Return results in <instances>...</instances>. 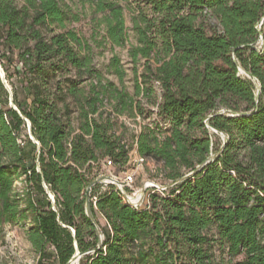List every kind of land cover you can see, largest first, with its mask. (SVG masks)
I'll use <instances>...</instances> for the list:
<instances>
[{
	"label": "trees",
	"instance_id": "1",
	"mask_svg": "<svg viewBox=\"0 0 264 264\" xmlns=\"http://www.w3.org/2000/svg\"><path fill=\"white\" fill-rule=\"evenodd\" d=\"M82 1L103 15L108 42L125 47L118 1L127 0ZM146 4L129 50L132 95L119 57L106 67L117 85L68 29L60 0H0L1 57L16 60L26 93L20 101L0 76V232L29 223L38 264L48 248L59 264L78 251L80 264H264V0ZM143 99L157 112L135 137L136 152L161 165L172 186L140 209L114 186H94L93 214L106 221L99 247L86 190L107 161L125 171L131 147L119 118L143 116Z\"/></svg>",
	"mask_w": 264,
	"mask_h": 264
},
{
	"label": "rangeland",
	"instance_id": "2",
	"mask_svg": "<svg viewBox=\"0 0 264 264\" xmlns=\"http://www.w3.org/2000/svg\"><path fill=\"white\" fill-rule=\"evenodd\" d=\"M118 3L123 8L127 28L128 42L125 47L112 46L108 42L106 27L102 23L103 15L96 14L95 9L91 4L85 3L82 0H60L61 7L69 14L70 21L67 24L68 29L76 31L81 38L86 40L92 47L93 61L96 67L106 74L107 79L119 85L117 77L108 74L106 71V67L109 65L110 60L114 56H118L126 71L124 87L133 95L135 91V72L134 64L129 55V50L131 46L137 44V37L134 31V19L138 17L140 12L150 14V9L146 4V0H127L118 1ZM1 50L2 45L0 41V72L3 74V67L9 69L13 78L10 81H7L6 73L4 72L7 85L11 91L13 90L11 84L15 85L19 100L23 102L26 99V93L21 87V81L15 75L14 69L16 66V60L11 63L6 59H3L1 57ZM143 63L144 61L137 65L139 73L143 70L141 67ZM156 92L157 103H160V90L158 89ZM143 103L145 104L146 110L143 116H139L136 119L128 117L119 118V132L124 133V140L128 143L129 147H131L128 161L123 168L126 172L128 171L127 173L136 170V166L133 163L135 160L134 152L136 151L135 137L141 132L143 125L156 119L155 113L157 112V105L149 104L146 99H143ZM74 126H77V122H74ZM221 138L223 139L224 135H221ZM110 173L117 175L119 173L118 167L113 169H106L104 166L101 167L100 175L107 176L110 175ZM22 179L18 180L15 184L17 190H23L24 188ZM145 181L166 184V172L161 165L149 162L140 168L138 174H136L134 191L141 189ZM132 193L133 192H131V194ZM51 196L53 195L51 194ZM97 221L102 231V228L106 226V221L100 214L97 216ZM215 252L219 261L223 253L217 245L215 246ZM39 259V251L31 241V225L29 223L5 225L3 227L0 232V264H38ZM43 264H59L53 248H48L47 256L43 261Z\"/></svg>",
	"mask_w": 264,
	"mask_h": 264
},
{
	"label": "built area",
	"instance_id": "3",
	"mask_svg": "<svg viewBox=\"0 0 264 264\" xmlns=\"http://www.w3.org/2000/svg\"><path fill=\"white\" fill-rule=\"evenodd\" d=\"M21 146H24V144L21 143ZM134 154L135 160L133 163L136 166L135 171H130L129 173H127L128 171H123L119 172L117 175L113 173H110V175L107 176L98 175V177H96L93 181L99 180V185H103L104 187H107L109 185L114 186L117 191L120 192V195L126 204L135 209H140L149 206V199L151 194L158 193L161 196H165L168 192V189L171 188L172 185L157 184L151 181H145L141 189L134 191L136 174H138L140 168L149 163V161H147L145 158L139 156L136 151L134 152ZM104 167L106 169H113L114 164L112 161H107L104 164ZM131 192L133 193L131 194ZM91 193L92 189L90 190V196ZM138 195H140L141 198H139L137 202H134L132 198L137 197ZM50 197L52 196L50 195ZM92 201L96 206V198L92 199Z\"/></svg>",
	"mask_w": 264,
	"mask_h": 264
},
{
	"label": "water",
	"instance_id": "4",
	"mask_svg": "<svg viewBox=\"0 0 264 264\" xmlns=\"http://www.w3.org/2000/svg\"><path fill=\"white\" fill-rule=\"evenodd\" d=\"M264 25V19L261 21V23L259 24V27H262ZM261 39H263L262 37V34H261ZM240 71L241 73H245L241 68H240ZM0 76L2 78V80L4 81V84L6 85V87L8 88V90L11 92V89H9L8 85H7V82L5 80V75H4V72L3 74L0 72ZM260 94V90L258 91V95ZM11 106H13V102H12V99H11ZM15 110H17L16 107H14ZM238 116V115H236ZM27 124H28V130H29V133L31 134V123L27 121ZM214 132L217 133L216 130H213ZM209 162H207L208 164ZM100 183L99 180H95L93 182L90 183V185L88 186L87 188V193H86V205H85V208H86V214L87 216L89 217L90 221L92 222V224L94 225L95 227V231L97 233V236L99 238V247H101L103 245V242H104V235L101 231V228L93 214V211H92V207H91V196H90V190L98 185ZM144 192V191H143ZM52 202L55 203V199L54 197H50ZM89 254V253H87ZM86 255V254H82L80 253L79 251L73 256V258L67 263V264H80V260L82 259V257Z\"/></svg>",
	"mask_w": 264,
	"mask_h": 264
},
{
	"label": "bare ground",
	"instance_id": "5",
	"mask_svg": "<svg viewBox=\"0 0 264 264\" xmlns=\"http://www.w3.org/2000/svg\"><path fill=\"white\" fill-rule=\"evenodd\" d=\"M139 198H141V196L133 197L132 200H133L134 202H137ZM75 264H76V263H75Z\"/></svg>",
	"mask_w": 264,
	"mask_h": 264
}]
</instances>
